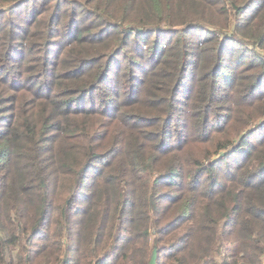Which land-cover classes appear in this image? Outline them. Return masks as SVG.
<instances>
[{"label":"trees","instance_id":"16d2710c","mask_svg":"<svg viewBox=\"0 0 264 264\" xmlns=\"http://www.w3.org/2000/svg\"><path fill=\"white\" fill-rule=\"evenodd\" d=\"M263 123L264 0H0V264H264Z\"/></svg>","mask_w":264,"mask_h":264},{"label":"rangeland","instance_id":"374dc122","mask_svg":"<svg viewBox=\"0 0 264 264\" xmlns=\"http://www.w3.org/2000/svg\"><path fill=\"white\" fill-rule=\"evenodd\" d=\"M73 32H74V31H73ZM62 33H63V31H60V32L58 33V35H57L56 37L52 38V40H51V42H52V44L50 45V48H51L50 50H51V51L48 53V56H49L50 58L55 57L56 50H57L58 46L61 45V40L63 41V39H64ZM66 34H68V33H66ZM171 36H172V35L168 34V35L162 37V42H163V43H166V42L168 41V39L171 38ZM193 37H194L193 35H190V36H189L190 39H192ZM230 44L233 45V44H235V43L230 42ZM232 58H235V55H234V57H232ZM227 64H231V61L228 62ZM263 132H264V123L260 126V129H259L256 133L260 134V133H263Z\"/></svg>","mask_w":264,"mask_h":264},{"label":"water","instance_id":"95a60500","mask_svg":"<svg viewBox=\"0 0 264 264\" xmlns=\"http://www.w3.org/2000/svg\"><path fill=\"white\" fill-rule=\"evenodd\" d=\"M138 31H142L141 28H136ZM156 258H157V249L153 248L150 258H149V262L148 264H156Z\"/></svg>","mask_w":264,"mask_h":264}]
</instances>
